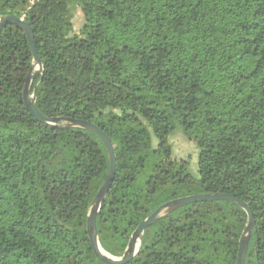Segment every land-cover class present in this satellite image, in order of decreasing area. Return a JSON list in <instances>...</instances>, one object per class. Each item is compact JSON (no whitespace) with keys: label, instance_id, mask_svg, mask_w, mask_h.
<instances>
[{"label":"trees","instance_id":"obj_1","mask_svg":"<svg viewBox=\"0 0 264 264\" xmlns=\"http://www.w3.org/2000/svg\"><path fill=\"white\" fill-rule=\"evenodd\" d=\"M11 14L31 26L43 63L39 111L90 120L115 146L97 216L104 250L121 256L165 202L227 193L254 215L245 264H264V0H0V18ZM33 64L24 29L1 28L0 264H107L87 230L107 147L31 113ZM177 129L197 145V176L174 156ZM247 222L231 200L189 203L147 227L127 264H237Z\"/></svg>","mask_w":264,"mask_h":264},{"label":"water","instance_id":"obj_2","mask_svg":"<svg viewBox=\"0 0 264 264\" xmlns=\"http://www.w3.org/2000/svg\"><path fill=\"white\" fill-rule=\"evenodd\" d=\"M11 23L20 25L24 29L34 56V64L32 66V69L28 73L23 90V97L25 104L28 107V109L31 111V113L37 119L50 126L79 127L93 131L102 138V140L104 141L107 147L109 159H110V170L105 183L103 184V186L101 187V189L99 190L98 194L96 195V197L92 202L88 214V222H87V230H88L89 238L96 256L107 264H127L138 253L141 240L146 228L154 224L156 221H158L168 213L193 202L226 199L239 204L242 208L246 210L248 214L247 226L240 239L238 255H237V264H245L249 241L255 224L254 215L247 202L236 197L234 194H227V193L193 194V195L175 198L168 202H165L162 205H160L155 211H153L148 217H146L141 222V224L136 228V230L133 232L130 238L126 250L121 256H114L109 252H107L106 250H104V248L101 246L99 241L98 230H97V216L103 207L105 197L115 177L116 165H117L115 146L109 135L100 126H98L94 122H91L90 120L79 119L74 117H64V116L47 117L44 116L39 111L35 103V98L37 94V85H34V80L38 74H41L43 72V63L36 47L34 32L24 16L20 17L15 14H11L5 16L4 18H0V29Z\"/></svg>","mask_w":264,"mask_h":264},{"label":"rangeland","instance_id":"obj_3","mask_svg":"<svg viewBox=\"0 0 264 264\" xmlns=\"http://www.w3.org/2000/svg\"><path fill=\"white\" fill-rule=\"evenodd\" d=\"M64 20L70 21V16H64ZM74 21L75 31H79L83 24V13L80 9L76 10ZM170 142L173 145L174 156L181 160L187 161L190 171L193 175H198V149L195 142L189 140L182 132L181 129H177L170 136Z\"/></svg>","mask_w":264,"mask_h":264}]
</instances>
